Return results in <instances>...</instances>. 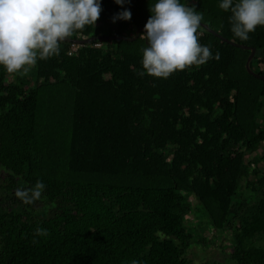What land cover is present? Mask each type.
<instances>
[{"label": "trees", "instance_id": "trees-1", "mask_svg": "<svg viewBox=\"0 0 264 264\" xmlns=\"http://www.w3.org/2000/svg\"><path fill=\"white\" fill-rule=\"evenodd\" d=\"M219 2L181 0L203 14L199 43L219 59L167 79L139 75L144 31L133 42L75 43L134 38L156 0H103L96 25L58 56L24 77L0 67V264H195L192 197L201 223L231 233L233 264H264V79L247 71L250 51L202 25L256 48L251 69L263 77L264 26L249 43L235 38ZM125 9L131 21L113 23ZM250 177L256 203L241 195ZM38 180L43 195L26 205L17 189Z\"/></svg>", "mask_w": 264, "mask_h": 264}, {"label": "clouds", "instance_id": "clouds-1", "mask_svg": "<svg viewBox=\"0 0 264 264\" xmlns=\"http://www.w3.org/2000/svg\"><path fill=\"white\" fill-rule=\"evenodd\" d=\"M103 0H0V67L8 73L27 71L38 60L60 54V45L86 26L100 19ZM131 0H115L122 8ZM219 8L231 12V32L242 41L264 26V0H220ZM150 18L140 39L143 49L139 75L167 79L178 71L200 66L213 56L210 48L199 43L198 29L204 17L195 7L181 0H156L149 6ZM125 9L112 22L131 21ZM46 185L37 181L31 189H17L16 195L26 205L39 200ZM49 231L38 227L36 236L47 237ZM38 242V241H34ZM135 264V262H133Z\"/></svg>", "mask_w": 264, "mask_h": 264}, {"label": "rangeland", "instance_id": "rangeland-1", "mask_svg": "<svg viewBox=\"0 0 264 264\" xmlns=\"http://www.w3.org/2000/svg\"><path fill=\"white\" fill-rule=\"evenodd\" d=\"M246 42L249 43L248 41ZM29 69H31V67ZM27 71L21 73V76L24 77V74H29V71ZM262 149L264 150V145ZM258 168L260 171L259 176H261V174L264 173V162L260 163ZM2 173L4 172L0 169V174ZM255 179V177H250L248 180H245L241 186L243 200L248 203H256L258 201V195L249 187V184L255 185ZM190 200L193 204L194 210L188 217L187 225L194 231L193 235L195 240L187 250L186 258L195 264L204 262L233 264L231 261V255L233 253L234 242L231 233H228L227 231L216 232L213 228L209 227V224L204 219L201 223V219L199 218L201 217V214L198 212L199 203L193 197ZM45 207L46 204H40L38 208L39 214L35 213V215L40 216ZM200 239L206 240V244L198 243ZM260 245L264 246V241L261 242Z\"/></svg>", "mask_w": 264, "mask_h": 264}, {"label": "water", "instance_id": "water-1", "mask_svg": "<svg viewBox=\"0 0 264 264\" xmlns=\"http://www.w3.org/2000/svg\"><path fill=\"white\" fill-rule=\"evenodd\" d=\"M202 27L207 31L209 32L210 34H213V35H216L217 37L221 38L223 40V42L231 45V46H234V47H237V48H240V49H243V50H248L251 52L249 58H248V61H247V64H246V68H247V71L249 72L250 75H252L253 77L255 78H262L264 79L263 76L259 75V74H256L252 69H251V63L256 55V48H253V47H250V46H244V45H240V44H236L234 42H231V41H228L224 38H222L218 33H216V31L210 29L208 26L206 25H202ZM144 31V29H140V30H137L136 31V34H135V37L134 38H126V37H100V38H90V39H87V40H81V41H78L76 40L75 43L79 44V45H87L91 42H94L96 40H100V41H117V40H122V41H136L139 37H140V34L141 32ZM73 40H70V39H67L66 41L64 42H72ZM147 42V41H146ZM148 43V42H147Z\"/></svg>", "mask_w": 264, "mask_h": 264}, {"label": "built area", "instance_id": "built-area-1", "mask_svg": "<svg viewBox=\"0 0 264 264\" xmlns=\"http://www.w3.org/2000/svg\"><path fill=\"white\" fill-rule=\"evenodd\" d=\"M96 47H102V46L99 44H96ZM78 50H79V47L76 44H74V45H72L71 49L69 50L68 55L72 56V55L76 54L78 52Z\"/></svg>", "mask_w": 264, "mask_h": 264}]
</instances>
